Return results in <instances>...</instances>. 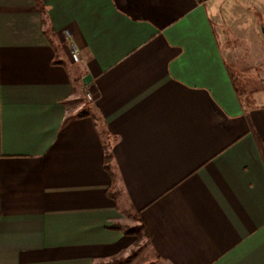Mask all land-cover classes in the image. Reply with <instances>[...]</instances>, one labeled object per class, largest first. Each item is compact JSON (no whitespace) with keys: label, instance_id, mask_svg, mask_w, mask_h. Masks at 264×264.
Listing matches in <instances>:
<instances>
[{"label":"crops","instance_id":"crops-1","mask_svg":"<svg viewBox=\"0 0 264 264\" xmlns=\"http://www.w3.org/2000/svg\"><path fill=\"white\" fill-rule=\"evenodd\" d=\"M136 218L142 264H264V0H0V264L125 260Z\"/></svg>","mask_w":264,"mask_h":264},{"label":"trees","instance_id":"trees-1","mask_svg":"<svg viewBox=\"0 0 264 264\" xmlns=\"http://www.w3.org/2000/svg\"><path fill=\"white\" fill-rule=\"evenodd\" d=\"M41 11V8H40ZM231 73H230V77H231ZM238 82H235V79H233V75H232V84L234 86V89L237 93L238 96L241 97V95L245 94V90H243V88L239 87V84H237ZM253 102H247V106L251 105ZM104 163H105V167L108 168L109 165V156L106 154V156L104 157ZM136 223L134 225H130L128 227H125L124 230V235H128L131 238H133L132 240V244L130 247V254L128 255V257L125 260H122V258L117 259V260H113L111 261H107L104 262L102 264H142L140 262V260L138 261L137 255L139 253H141L143 250H145L150 243V236L144 226V224L142 223V221L139 218H136ZM135 259V261H134ZM134 261V262H133Z\"/></svg>","mask_w":264,"mask_h":264},{"label":"built area","instance_id":"built-area-1","mask_svg":"<svg viewBox=\"0 0 264 264\" xmlns=\"http://www.w3.org/2000/svg\"><path fill=\"white\" fill-rule=\"evenodd\" d=\"M64 35L67 39V41L70 44V56L71 59L73 60V62H78L79 61V52H78V48L75 45V43L72 41L70 34L67 30L64 31ZM84 93H85V97L87 100L91 99L90 93L87 91V87H83Z\"/></svg>","mask_w":264,"mask_h":264},{"label":"water","instance_id":"water-1","mask_svg":"<svg viewBox=\"0 0 264 264\" xmlns=\"http://www.w3.org/2000/svg\"><path fill=\"white\" fill-rule=\"evenodd\" d=\"M90 80L89 76H85L82 80L84 85H87L88 81Z\"/></svg>","mask_w":264,"mask_h":264},{"label":"rangeland","instance_id":"rangeland-1","mask_svg":"<svg viewBox=\"0 0 264 264\" xmlns=\"http://www.w3.org/2000/svg\"><path fill=\"white\" fill-rule=\"evenodd\" d=\"M135 224V222L134 223H131L130 225H134ZM151 255H150V252H149V254L147 255V257H150ZM140 260V262H142L141 260V258H138V261Z\"/></svg>","mask_w":264,"mask_h":264}]
</instances>
